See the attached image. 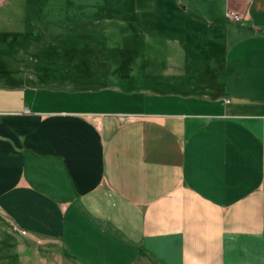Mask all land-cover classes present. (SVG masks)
I'll return each mask as SVG.
<instances>
[{"label": "crops", "instance_id": "1", "mask_svg": "<svg viewBox=\"0 0 264 264\" xmlns=\"http://www.w3.org/2000/svg\"><path fill=\"white\" fill-rule=\"evenodd\" d=\"M47 1L0 0V264H264V0ZM48 23L116 44L113 81L73 48V87L27 75Z\"/></svg>", "mask_w": 264, "mask_h": 264}, {"label": "rangeland", "instance_id": "2", "mask_svg": "<svg viewBox=\"0 0 264 264\" xmlns=\"http://www.w3.org/2000/svg\"><path fill=\"white\" fill-rule=\"evenodd\" d=\"M54 0L52 2L47 1V10L49 12L50 10V4H55ZM58 4V3H57ZM58 6H61L58 4ZM72 9H74L71 14L76 13L78 11V6L71 4ZM138 11L142 12L141 6L138 7ZM11 10V11H10ZM59 10V9H58ZM6 11V12H5ZM5 13H12L15 14L14 23L12 25H9L10 28H14L17 25L23 24V21L25 20V16L28 13V9L24 7L22 4L19 5L15 10L13 9H6ZM4 12H2L4 14ZM117 10L112 7V9L109 11L108 15H115L117 14ZM143 13V12H142ZM63 19L65 16L63 15ZM142 16L140 13V16L137 18L135 17V22L131 24L127 31H135L136 29H142L146 30V28L138 26L139 21H142ZM9 19V18H8ZM76 17H71L68 19L70 21L75 20ZM139 19V21H138ZM77 20V19H76ZM245 20V19H244ZM243 20V21H244ZM35 22L37 23L38 20L35 19ZM78 22V20H77ZM10 23V22H9ZM19 26V27H20ZM22 27V26H21ZM23 29V28H21ZM25 29H30V27H25ZM38 32L34 36L27 35L26 37H22V43H19L17 45V48L20 52V61L23 62L25 65V69L27 72V75H31L34 78L35 76V67L39 59L41 58H51L54 62V70H56V73L52 76V79L50 81L51 85H54L56 87H73V84L69 81V75L67 72H70V69L72 66H67L66 60L64 59L65 52L73 48L76 53L77 57L81 55H86L91 57V65L94 70V77L99 78V80L104 79L106 82H112L114 79L113 66L114 61L116 59V54H118L117 50L114 48L116 44H110V43H104V42H97L93 37H91V40L88 42H85L84 39L80 36H82L81 29L78 28H70L67 26H55L51 24H41L40 27L37 28ZM34 30V29H33ZM90 39V38H89ZM127 45V44H126ZM131 47H134L135 44H129ZM136 48L139 51H144V49H147V46H151V48H154L156 52L162 53L163 50H166V45L164 44H136ZM80 59V58H79ZM74 68L79 67V61L78 59L75 61ZM68 79V80H67Z\"/></svg>", "mask_w": 264, "mask_h": 264}, {"label": "built area", "instance_id": "3", "mask_svg": "<svg viewBox=\"0 0 264 264\" xmlns=\"http://www.w3.org/2000/svg\"><path fill=\"white\" fill-rule=\"evenodd\" d=\"M226 18L229 20V21H232V22H241L243 21L244 19H247L248 17V14H245V15H241L231 9H228L226 11V14H225ZM22 234H27V231L26 230H22L21 231Z\"/></svg>", "mask_w": 264, "mask_h": 264}, {"label": "trees", "instance_id": "4", "mask_svg": "<svg viewBox=\"0 0 264 264\" xmlns=\"http://www.w3.org/2000/svg\"><path fill=\"white\" fill-rule=\"evenodd\" d=\"M49 66H47L46 68H48ZM46 68H43V70H45V74H43L42 76H41V78L43 79V81H46L48 78H50V75L49 74H47L48 73V69H46Z\"/></svg>", "mask_w": 264, "mask_h": 264}]
</instances>
